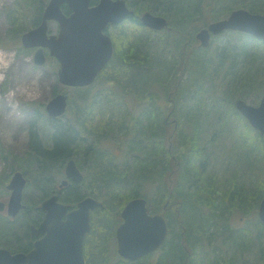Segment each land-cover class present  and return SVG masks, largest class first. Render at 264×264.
I'll list each match as a JSON object with an SVG mask.
<instances>
[{
    "label": "trees",
    "instance_id": "trees-1",
    "mask_svg": "<svg viewBox=\"0 0 264 264\" xmlns=\"http://www.w3.org/2000/svg\"><path fill=\"white\" fill-rule=\"evenodd\" d=\"M42 1L28 0L29 3L32 2V5L39 6V12H41L40 10L43 11L44 1ZM128 1L131 4H137L136 1H139V11L145 10L147 8L146 5L152 4L149 1L147 4H144L140 0ZM163 1L177 4L176 10L173 11V18L174 23L177 22L181 31L189 26L190 20L195 15L197 18H202L201 15L204 14V11L201 6L203 3L209 2V0ZM91 2L95 4L98 0H91ZM63 9L65 12H69L67 6H63ZM39 20L40 16L36 19V24ZM13 22L17 23L16 20H13ZM136 37L135 39L134 36L125 38L127 44H125L126 49L123 51L126 54L116 55L112 59L111 64L117 63L116 69L121 74L125 72L122 74V78L125 79L124 84L126 88L128 89L130 85L134 87L133 90L141 91L142 96L137 98L130 91L123 89V94H118L117 97L121 98V101L112 100L109 98L110 95H104L103 90H98L102 88H97L96 90L98 91L94 92L93 98L89 97L88 100L86 94L94 89L96 85L66 88L64 92L69 95L68 107H70V112L67 110L68 118L63 120L54 119L55 121L51 128L48 127L47 129V140L40 137L37 129H30L29 151L22 155V157L15 158L17 164L11 166L10 172H5L3 176V179H9L11 173L14 171L20 170L23 172L27 178V190L25 189L24 193L25 208L21 210L20 215L15 219H4L5 217L2 220L0 219V245L17 251L30 244L29 239H27L30 227L32 224H38L42 218L43 210L40 203L54 193H59L60 200L73 206L87 195H94L101 200L104 206L97 210L101 214L97 218L95 217L94 221L96 228L99 224L102 225L105 235L112 230L110 226L113 223L118 225L122 222L121 209L128 201L139 196L148 198L149 201L151 198L157 197L158 190H156L154 183L157 184L156 181L161 174V164L165 163L166 171H168L169 164H174L173 154L167 150V136L165 135L167 123H164V119L161 120V114L163 113L156 104L145 105L144 110L137 116L135 112L138 105L135 103H129L131 105H128L127 101L155 97L156 93L155 91L151 92V87L157 86L158 83L164 84L169 79L170 74L173 73V69H177L179 66L180 69L188 68L190 62L187 55L185 63L181 56L182 52L180 53L179 49L177 50L183 44V42L180 43L176 40L177 37L172 39L165 37L163 43L157 42L155 43V47H152V43H149L147 40L143 41L139 36ZM252 39L254 42L250 43H257L259 41L255 38ZM230 42V40L226 41L227 44ZM243 43L246 50H249L250 47L252 51L249 42ZM184 49L187 50V48ZM207 49L198 47L192 52V57L196 62V69L199 72L196 85L198 107L201 105L206 84L208 81H211L210 73L212 74V80L214 76L220 77V73L222 72L221 52L225 50L229 52L228 71H231L240 61L233 57L237 53L234 52L237 50L236 45L234 49H231L230 47L227 48V45L222 46L218 44L216 51L212 54H208ZM172 50L176 54L171 55ZM255 58L252 56L249 59L243 57L240 69L244 68L245 74L247 72L246 65L248 61L256 60ZM178 63L179 66H177ZM190 71H192L191 66ZM126 73L130 81H127L124 76ZM243 78H245V81L248 79L246 77ZM229 81H232V77L229 78ZM181 83H178L177 78L175 89L178 90V94L184 92L185 99L187 95H190L191 99H193L194 96ZM115 85L118 86L120 83L117 81ZM229 92L231 93L230 89ZM92 99L94 105L98 108L99 116H102L100 120H98L96 114L89 115L88 104L91 103ZM81 105L84 107V110L81 108ZM121 107L123 109H120ZM127 107L132 110V115L126 112ZM185 108L191 109V106ZM42 113L40 112V114ZM202 125V123H198L197 130ZM111 144L114 145L110 151L107 148H103V145L109 146ZM193 145L194 151H189L190 146L187 144V151L180 152L175 156L180 162L181 177L186 182L194 177V172L202 173V166H205L204 159L206 153L199 148L202 146L206 147V141H202L201 138L194 139ZM115 146L117 150L121 149L120 154H117V151L113 150ZM0 151L8 163L9 154L3 151L1 141ZM72 157L77 160L82 170L87 169L88 174L85 175L82 183L72 182L62 192H59L56 189V181L62 177V165L67 159ZM201 175L203 176L204 174ZM82 187L83 191L81 190ZM186 201L187 204L182 208L183 214L181 215L182 219H180L181 230L179 237L175 241L176 244L173 246L171 242L172 246L170 244L163 247V251L158 256V264H186L187 262H189L187 264H203L207 256H199L196 246H201V249L209 253V249L204 247L208 246L212 249V237L220 235L216 241L222 242L224 239L223 233L227 235L229 231V229H224L223 232L216 230L217 232L214 231L210 239L209 235L212 232L213 226L216 225H211L215 222L214 216L206 217L201 214H192L199 212V210L193 209L189 199ZM260 223L259 241L264 244V239H262L264 237V225L262 222ZM216 227L219 229L218 226ZM241 237L240 240L237 241L236 238L235 241L233 240L234 237L230 236L229 240L232 241H229V243L233 244L235 242V248L241 249L239 256H247L248 241L244 240L243 235ZM255 238L258 241V237L255 236ZM260 256L261 259L257 264H264V247ZM199 258H204L203 263L198 260ZM239 259L240 257H238Z\"/></svg>",
    "mask_w": 264,
    "mask_h": 264
},
{
    "label": "flooded vegetation",
    "instance_id": "flooded-vegetation-1",
    "mask_svg": "<svg viewBox=\"0 0 264 264\" xmlns=\"http://www.w3.org/2000/svg\"><path fill=\"white\" fill-rule=\"evenodd\" d=\"M140 1L143 2L144 4H147L149 1V2H152V4L146 5L147 8H145V10L139 11L138 10V7L140 6L139 1H136L137 4H134V3L131 4L130 1L126 0L128 8L133 10L135 14L129 15L126 19H124L122 22L118 24L108 25V27L105 30V32L111 37L112 43H113L114 51H113L112 59L116 55L119 56V55L126 54L123 51L126 49L125 44H124L125 45L124 48L120 49V51L117 49L116 35L115 36L112 35V32H111L112 29L113 30L122 29L125 25L128 24V22H132V23L138 24L143 27L144 29L143 34H142L143 41H145L146 38L148 37L147 32H156V33H163L169 39L177 37L176 40H178V42L180 43L183 42V44H181L177 48V50L179 49V52L180 53L182 52L181 56L184 59L185 63L187 61L186 56L188 55L190 66L192 69L191 71L192 81H194L195 85L197 83L198 71L196 69V62L192 57V52L196 50L198 47H203L201 45L200 40L197 37L198 32L201 29L208 28L210 24L213 22L228 18L232 14V12L237 9H246L250 11L251 13L264 15V0H234V1L233 0H213L215 2L214 7H211L213 1L209 0V2L211 1L210 3L209 2L203 3V5L201 6L204 11V14L201 15L202 18H197L195 15L192 18V20H190L189 26L187 27L191 29L189 31H186V29L181 31V29L177 25V22L174 23V18H173L174 17L173 11L176 10L177 4L166 3L163 0H140ZM218 5L221 6L220 10H218V8H215ZM44 9L41 12L39 22L34 27H36L42 21ZM145 12H151L154 15L162 16L166 18V20L168 21V26L163 29H154V28L144 25L141 21V16ZM200 19L201 21L199 22V25H198L197 23ZM58 31H59V25H58ZM224 32L235 33L238 38H242L244 37V35H246L249 38H255L259 40L258 43H261L264 45V40L255 37L251 33L243 32L240 30L225 29L218 34H214L213 32H211L210 43L207 47H204V48H209L211 45H213L214 40L217 39V37L220 36ZM52 33H55V32L49 29V34H52ZM122 33L125 34V38H126V35L128 32L121 31L120 34ZM250 40H253V39H250ZM21 42H22V37H21ZM21 47L22 49L26 48L23 46V43ZM237 47L238 49L235 50L234 52H237L236 55L238 57L236 55L233 56L237 59L239 57H242V58L246 57L249 59L250 56H252L253 58L256 57L255 59L257 60V58L259 57V55L257 54V52H255V50L254 51L253 50L251 51L250 49L246 50L244 48L243 42L240 45H236V48ZM184 48H187V50ZM26 50L32 51L35 54L37 48H26ZM45 53H46V62L48 58L49 59L54 58L55 60L58 61L59 68H60V65H61L60 61L56 57L52 56L49 53L48 49H45ZM261 55L262 56L260 58L264 59V53L261 52ZM221 57H222L221 58L222 59V72L220 73V77L214 76L212 80V74L210 73L211 81H208L206 86H212V87L211 88L206 87V88L210 89V91L213 92L214 88H216V85L224 84L226 87V91L223 90V93L225 96H227L229 89L231 91L233 89H236L234 84L243 85V89L256 92V88L257 87L259 88L260 82L259 84L257 83L256 77L254 78L253 82H249V79L246 80L248 82L245 81V78H243L246 76L245 70L244 68L240 69V63H243V61L242 60L239 61V63H237L236 66L231 71H228V58H229L228 50L221 52ZM112 59L110 60L108 65H110ZM252 61H255V60H252ZM190 66L188 68L180 69L181 76L178 77L179 84L182 82L184 75L186 74V71L188 72L190 71ZM105 69H103L99 73V75L96 77V80L93 83L94 85L96 81L98 80V78L103 74ZM262 72L264 73L263 69H262ZM230 77H232V81H229ZM214 82H216V85H214L215 84ZM230 83H232V87H229ZM93 84L88 85V86H83V87H89V86H92ZM114 84H115V80H108L106 83V85L109 87H112ZM237 89H240V88H237ZM192 95L195 98V99L193 98L194 103L191 106V109L188 110L187 112L188 114L186 116L180 114L178 101L176 100L171 101L173 104L169 112H167L166 116L161 114V120L164 119V123L165 122L167 123V128L165 131V135L167 136V143H166L167 150L173 154L174 164L168 165V171L165 170V163L163 162V164H161V167H160L161 174L159 176V179L156 181L157 190H158V195H157L158 201L156 202V204L154 203L152 199L149 201L148 198L144 197L147 201V208H148L149 214L150 215H162L167 221L168 233H167V237H166L164 244L162 245L160 249L144 257L143 259H139V260L126 259L118 252L119 240L117 236V229L120 223L118 225L113 223V225L110 226L112 228L110 232H108L106 235L103 232L100 235L99 241H101V244L98 242H97L98 244L96 245L91 243L90 241L93 238V232L96 230L95 221H94V218L96 217L95 214H97L96 212L99 208H102L104 206L103 204L102 206L95 208L94 211H92L91 213V219H90L91 229L87 233V236L84 241V247H83V255H84L86 264H93L94 262H97V259L99 260L98 256L100 254L101 256H103L104 255L103 253L106 252V245L107 246L111 245V242H110L111 240L114 241V244H112V246L114 247L113 250L119 257V259H117L113 264H136L137 262L142 261V260L150 259L151 261V257H155V261L152 260L151 264H158V261H159L158 256L160 252L163 251V247H165V245H170L171 242L173 246H175L176 244L175 241L177 237H179L180 230H181L180 217L183 214L182 208L184 205L187 204V201H186L187 199H189V202L191 203V206L193 207V209H195L196 211L197 209L199 210V212H194L192 214H209L210 216H214L215 218L214 223H216V226H218L222 230L228 228L227 222L224 221L227 217L233 218L234 216H236L235 218H237L238 220L241 219L242 221L243 218L246 217V215L253 214L254 217L256 218V221L255 223H253V226L250 228L248 227V225H245L243 227H239V229L243 230L246 233L251 232L253 234H256V236L258 237V241H259L260 228H261L260 210H261L262 201L264 199V191L262 192V190L260 189V183L262 180L260 179L261 176H260V173L258 172V169H260V164L262 161L263 163L262 169L264 170V133H262L259 128L255 127L250 122V120L238 109L236 102L239 99H243L249 105L258 107L261 105L262 100L264 98V91L262 93V97L260 101L255 104L248 102V100L244 97H239L235 100L234 104L236 106V109L240 112V116L238 117L242 120L243 128L245 127L246 129L245 131L239 130V135H237L238 139L243 138L242 143H240L238 146V148L241 149V151L240 150L236 151L237 153H235V155L233 151L229 152V154L233 158H236L235 162H231V163H229V158L226 155L228 154L227 153L228 150H226V154L224 152L223 153L220 152L219 154H217L216 145H213V143L208 142V141H211L210 139H213V135L215 134H217L218 137L222 136L221 137L222 139H227L229 137L226 132H222V131L219 132V130L217 129L214 130L215 131L214 133L213 132L209 133L212 130V126H210L212 122H226V121L229 122L227 118L229 117L227 115V111L225 112V115H223V112H222V107L224 106L223 104L224 98L222 97L221 99H216V101L211 104L210 112H207L211 114V116H209V115H205L206 113L204 112L208 110V108H206V105L204 106L202 110H201V105L198 107L197 99H196L197 94H196L195 88H194V92H192ZM127 102H128V105H131L129 103L141 102V103H145V105L153 103L159 106L158 104L159 101L158 100L155 101L153 99L128 100ZM201 104H202V101H201ZM64 116L65 118H62V120L68 118V115H64ZM64 116H61V117H64ZM61 117H51V118L60 119ZM213 117H215V119L212 122H210L209 121L210 118H213ZM224 118H226V120H224ZM198 123L204 124L202 127H200L199 130H197ZM203 128L205 130H202ZM246 132H247V136H246ZM200 138L202 139V141L204 139H207L206 144L209 143L212 145H207L206 147L202 146L199 148L204 153H206V156L204 159L205 166L201 165L203 167L202 173L194 172L193 174L194 177L186 182L181 177L180 162L176 159L175 156L180 152H186L187 144H189L190 146L189 151L191 150L194 151L195 150V148H193L194 139H200ZM250 138H252L251 142H249ZM245 140H248V141H245ZM244 142H248V145H244ZM113 145L114 144L109 145L110 147H107V145H103V148H107L110 151ZM243 146H244L245 152H243ZM261 146L263 148V155H262ZM248 148H250L249 151H248ZM114 151H117L116 146H115ZM247 151H248V154H252L251 158H249V155H246ZM71 159L75 160L77 167L83 174L82 181H79V182L74 181L67 177L65 170H66L67 163ZM262 173L264 175V171ZM201 174H204V175L202 176ZM84 179H85V173L82 171V169L78 165L77 160L74 157L69 158L62 165V177L56 181L57 182L56 189L59 192H62V190L68 187L72 182L82 183ZM64 180H67V185L64 187H61L60 184ZM263 181H264V178H263ZM26 186H27V183H26ZM26 186H25V189H26ZM263 186H264V182H263ZM25 189H24V193H25ZM81 190L83 191V187L81 188ZM58 196H59V193H58ZM87 196L95 197L94 195H87ZM139 197H143V196H139ZM59 200H60V197H59ZM99 201L101 202V200ZM67 204L69 205V210L76 207V205L73 206L70 203H67ZM41 208L43 210L42 215H41L42 218L40 219L38 224L31 225L30 233L27 235L28 236L27 239H29L30 244H27V246L23 247L22 249H18L17 251H13L11 248H8L7 246H3V247H7L13 253H18V252L29 253L35 249L36 242L38 240L43 239L46 236V232L34 233L37 231L46 213V211L43 209L42 206ZM122 209H121V214H122ZM171 226H172V229H171ZM219 230L220 229H218V231ZM172 244L170 246H172ZM210 250L211 249H209V251ZM77 252H78V249L71 250L68 253V255L71 253V257H75ZM100 262H103V264H112L113 261L110 258H106V259L100 260Z\"/></svg>",
    "mask_w": 264,
    "mask_h": 264
},
{
    "label": "rangeland",
    "instance_id": "rangeland-1",
    "mask_svg": "<svg viewBox=\"0 0 264 264\" xmlns=\"http://www.w3.org/2000/svg\"><path fill=\"white\" fill-rule=\"evenodd\" d=\"M44 1V2H43ZM43 8L46 7L49 0H43ZM213 1V0H212ZM234 1V0H233ZM211 2V1H210ZM209 2V3H210ZM32 3V2H31ZM28 2V0H0V52H5L10 54L9 62L5 65L3 62H0V73L3 74V78H0V141L3 147V151L7 152L9 154V160L8 163L5 161V159L2 156V153L0 151V202H4V210L0 211V219L2 220L3 217L10 218L8 215V205L10 201L11 196V190L7 188V184L9 183L13 173H11V176L9 179H3V176L5 175V172H10L11 166L14 164H17L15 161V158H20L22 155H24L27 151H29V144H30V129L35 128L37 129L38 134L42 139H46V133L48 127L51 128L52 124L54 123L55 118H51L48 116L46 112V106L48 102L55 96L57 93L64 90V86L59 82L58 77V68L59 63L54 58H48L47 62L43 65H38L34 61V52L27 51L26 48L22 49L21 45V37L22 34L27 32L29 29L33 28L36 25V19L39 18L41 15V12L38 10V5H32ZM36 3V2H35ZM215 6V2H212L211 7ZM215 8H218V10L221 9V6L218 5ZM13 20H16L17 23L13 22ZM201 19L198 21V25ZM19 23V24H18ZM127 24V23H126ZM196 24V23H194ZM197 28V27H196ZM191 28H186V31H189ZM50 30L55 33L58 32V24L55 21L50 22ZM128 32L126 37H132L134 36V39L137 38L136 36H139L142 39L143 34V27L128 22L127 25H125L122 29H112V35H116V43H117V49L120 51V49L124 48V44H127V41H125V34L120 32ZM148 37L146 40L149 43H152V47H155V43L160 42L163 43L164 38L166 37L163 33H156V32H147ZM167 38V37H166ZM252 38L247 37L244 35L242 38H238L235 33L232 32H224L220 36L217 37V39L214 40L213 45H211L207 49L208 54H212L216 51V47L218 44L225 46L227 45L231 49H234L235 45H240L242 42H249V46H251L252 50L257 52L259 57L255 61H248V64L246 67L248 68L246 72V76L249 79V82H253L254 78L256 77L257 83L260 86L259 88H256V92L248 91L247 89H243V85H235L236 89H233L231 93L229 92L227 96L224 95L223 90L226 91V87L224 84L216 85V88H214V91L211 92L210 89L212 86H206V90H204V95L202 99L201 109L208 107L207 111H204L206 114L211 116L210 108L211 104L216 101V99L224 98L222 107L223 115H225V112L227 111V115L229 117V122H212L215 117L210 118V122L212 124V130L209 132H215L214 130H219V132H226L229 136L227 139H222L217 136V134L213 135V139H210L211 141H208L210 143H213V145H216L217 147V154L225 153L226 150L229 152L233 151L234 155L237 153L236 151H241V149L238 148L239 144L242 143L243 138L238 139L237 135H239V130L245 131V127L242 126V120L238 117L240 116V112L236 109L235 106V100L239 97H244L248 100L250 103H258L262 97V93L264 91V73L262 72V69L264 68V60L261 61L260 57L261 52L264 53V45L261 43H250L254 42L253 40H250ZM227 40H230L231 42L229 44L226 43ZM235 44V45H234ZM238 49V47L236 48ZM250 49V47H249ZM176 54L173 50L171 51V55ZM170 56V55H169ZM171 58V57H170ZM240 61L243 60L242 57L238 58ZM242 63H240L241 65ZM116 64H111L106 67L103 74L98 78L95 85L96 87L88 92L87 98L89 100V97L94 96V92L98 90H103L104 95H110V99L119 100L121 101V98H117L118 94H123V89H126L127 91H130L135 97H140L142 94L141 91L133 90L134 87L128 86V89L126 88L124 81L125 79L122 78V74L116 69ZM179 66V63L178 65ZM119 68V67H118ZM258 70V71H257ZM199 73V72H198ZM127 79V81H130V79L127 76V73L124 75ZM181 76L180 75V66L177 67V69H173V73L170 74L169 79H167L166 82L158 83L157 86L151 87V92L155 91L156 96L150 97V99H153L155 101H159V110L163 113L162 115L166 116L167 112L171 109L172 106V100L178 101L180 114L186 116L189 109H186L185 107L192 106L194 103V99H191L190 95H187V98L185 99L184 92H181L178 94V90L175 89V84L177 81V78ZM146 77V76H145ZM108 80H115L118 81L120 85L116 86V82L112 87H109L106 85ZM213 82V81H212ZM123 83V84H122ZM216 84V82H214ZM182 86H186V90L190 92L192 95V92H194V88L196 90V85L194 84V81H192V72L186 71V74L184 75V78L182 80ZM132 87V88H131ZM229 87H232V83ZM97 88H102L98 89ZM112 88V89H110ZM240 88V89H237ZM158 90H163L159 91ZM92 91V92H91ZM150 92V93H151ZM243 95V96H242ZM145 98V97H144ZM76 102V101H75ZM77 103V102H76ZM138 106L136 107L135 115H140L139 113L144 110L145 103L141 102H134ZM87 105V103H85ZM88 111L90 112L89 115L96 114L98 116V120H100L101 115L98 114V108L94 105L93 99L91 103L88 104ZM70 107H68V111ZM81 108L84 110V107L81 105ZM106 108V107H104ZM120 109H123L121 107ZM107 110V109H106ZM127 113L129 115H132L131 109L127 107ZM206 110V108H205ZM68 111L65 115H68ZM40 112H43L40 114ZM215 113V111H214ZM64 116V115H63ZM65 118L61 117L60 119ZM58 120V119H56ZM226 120V118H224ZM208 121V120H207ZM244 124V123H243ZM204 125V124H203ZM202 125V126H203ZM184 129V128H183ZM202 130H205L204 128ZM247 136V132H246ZM233 137V138H231ZM249 137V136H248ZM207 139H204L206 141ZM252 138L249 139V142H251ZM117 141V140H116ZM248 141V140H245ZM207 142V143H208ZM237 142V143H236ZM115 144V143H114ZM209 144V143H208ZM207 144V145H208ZM237 144V145H236ZM212 145V144H211ZM244 145H248V142H244ZM105 147V146H104ZM110 147V146H107ZM247 147V146H246ZM115 148H113L114 150ZM250 148H248L249 151ZM262 149V155H263V148ZM248 151L246 152V155H249V158H251L252 154H248ZM243 152L244 146H243ZM121 153V149L117 150V154ZM227 155L229 158V163L235 162L236 158H233L230 154ZM260 164V162H259ZM262 161L260 164V169H258V172L260 173V179L262 180L260 183V189L264 191L263 185V165ZM85 175L88 174L87 169L82 170ZM3 179V180H2ZM154 186L157 190V184L154 183ZM29 189V188H28ZM27 190V188H26ZM32 190V189H31ZM155 190V189H154ZM33 194V192H32ZM33 196V195H32ZM157 196V195H156ZM154 203L158 201V196L155 198H151ZM108 201V200H107ZM41 204V203H40ZM101 214V213H100ZM98 212L96 215V218L100 215ZM20 213L18 214V216ZM202 216L209 217V214H201ZM229 218L227 217L224 221L227 222L229 231L227 235L223 233V241L217 242V237H220V235H216L215 237H212L211 242V251L206 252L202 247L196 246V249L198 251L199 256H207L205 258V262L203 263L204 258H199L198 260L201 261L203 264H257L261 259L262 249L264 247V244L260 241H257L255 238L256 234L253 233H246L243 230H240L239 227H243L245 225H248V227H252L253 223H255L256 218L253 214L246 215V217L243 218L241 221L237 218ZM12 219V218H10ZM182 219V216L180 217ZM211 224V223H210ZM216 224L212 223L211 225ZM219 232H223L221 228H219ZM218 230L216 225L213 226L212 232L209 235L211 239V235L214 231ZM102 225L99 224V226L96 228V230L93 232V238L90 241L93 244H101V241H99L100 235L103 233ZM217 232V231H216ZM243 235V238L245 241H248V251L247 256H239V251L241 249L235 248V242L233 244H230L229 240L230 236L234 237L233 240L237 241L240 240ZM253 238V239H252ZM113 239V237H112ZM221 239V240H222ZM264 239V237L262 238ZM98 242V243H97ZM111 245H106V252H104L103 256L101 254L98 256L99 260L97 259V262H94L93 264H103V262H100L102 259L110 258L113 262L112 264L119 259L117 254L113 250L112 244H114V241L111 240ZM264 243V242H263ZM92 245V244H91ZM232 245V246H231ZM4 246V245H2ZM204 248L210 249L208 246H205ZM111 250V251H110ZM102 253V252H101ZM238 257L240 259L238 260ZM155 261V257H151V261ZM150 259L148 260H142L139 264H151ZM233 262V263H231Z\"/></svg>",
    "mask_w": 264,
    "mask_h": 264
},
{
    "label": "water",
    "instance_id": "water-1",
    "mask_svg": "<svg viewBox=\"0 0 264 264\" xmlns=\"http://www.w3.org/2000/svg\"><path fill=\"white\" fill-rule=\"evenodd\" d=\"M63 6H67L69 14ZM134 14L126 0H99L96 4H92L91 0H49L42 21L23 34L22 43L26 48H37L34 61L38 65L46 62L45 49L60 61L58 76L61 84L66 87L87 86L95 81L113 57V43L105 32L106 28ZM50 21L58 22L57 34H49ZM141 21L154 29L168 26L166 18L151 12H145ZM225 29L251 33L264 40V15L237 9L228 18L201 29L197 37L201 45L207 47L211 32L218 34ZM67 105L68 94L59 92L48 102L46 111L50 117H58L65 113ZM236 105L264 133V98L258 107L249 105L243 99H239ZM65 172L74 181L83 179L73 159L67 163ZM26 183L22 171L17 170L7 185L11 190L7 212L12 217L25 208L23 192ZM66 185L67 180L60 184L61 187ZM102 205L95 197L86 196L77 207L69 210V205L60 202L57 194L46 198L42 202L45 216L34 232H46V236L38 240L35 249L29 253H13L0 246V264H86L83 247L86 234L91 229V211ZM4 206L5 203L0 202V211L4 210ZM121 215L123 222L117 229V236L118 252L123 257L137 260L157 251L164 244L168 233L167 221L162 215L149 214L145 198L130 200ZM260 218L264 223V199ZM75 249H78L75 257H71V253L68 255Z\"/></svg>",
    "mask_w": 264,
    "mask_h": 264
},
{
    "label": "clouds",
    "instance_id": "clouds-1",
    "mask_svg": "<svg viewBox=\"0 0 264 264\" xmlns=\"http://www.w3.org/2000/svg\"><path fill=\"white\" fill-rule=\"evenodd\" d=\"M10 54L5 52H0V62H3L5 65L9 62ZM0 78H3V74L0 73Z\"/></svg>",
    "mask_w": 264,
    "mask_h": 264
}]
</instances>
